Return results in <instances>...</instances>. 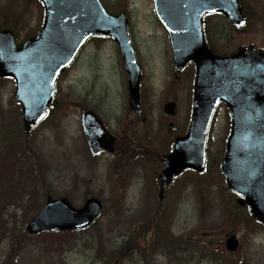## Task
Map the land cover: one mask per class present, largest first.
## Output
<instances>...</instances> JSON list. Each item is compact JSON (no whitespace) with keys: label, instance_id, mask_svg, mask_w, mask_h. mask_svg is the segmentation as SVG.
<instances>
[{"label":"rangeland","instance_id":"374dc122","mask_svg":"<svg viewBox=\"0 0 264 264\" xmlns=\"http://www.w3.org/2000/svg\"><path fill=\"white\" fill-rule=\"evenodd\" d=\"M102 2L110 13L126 12L129 17L135 48L144 69L143 114L135 116L128 109L121 58L116 45L109 39L89 41L75 64L61 76L55 110L48 121L33 131L27 146L21 109L14 102L16 84L13 80H0V141L7 138L18 142L21 150L28 152L34 160L35 171L40 169L44 175L43 182L29 183L27 174L30 172L25 164L17 161L7 164L3 159L4 169L13 170V174L2 179L0 205L1 195L9 185L12 194L20 191L25 196H35L40 209L49 195L54 199L67 197L75 208H81L90 197H96L104 204L103 215L91 229L76 235L43 233L25 238L22 235L16 245L12 232L24 233V227L40 209L28 211L29 220L24 225L25 211L18 205L0 210V233L8 232V237L0 236V264H114L116 260L120 264H142L138 249L164 242L165 235H170L179 244L184 240L195 243L189 248L178 245V249L176 246L178 259L172 258L171 264H264V228L247 224L249 214L245 211L242 223L239 220L237 224L239 252L234 255L224 252L226 236L234 232V220L239 219H233L227 211V208L233 209L230 203H234V198L230 199L225 181L220 178L231 129L226 106L219 107L212 124L206 175L186 173L167 189L165 199L160 201L158 186L128 174L141 169L151 184L155 176L157 181L162 171L160 159L168 153V147L165 148L162 142L170 144L172 141L160 133V146L155 149L154 138L148 140V133L160 124L166 125L169 135L186 130L190 119V71L193 65L188 67L187 73L174 71L169 38L155 14L152 0ZM241 2L249 16L247 28L235 30L221 17L207 19L209 39L220 53L232 54L250 46L264 50V0ZM43 19L44 9L36 0H0V27L12 28L20 44L26 37L38 33ZM149 92H152L151 96ZM75 98L78 101L73 104L66 102ZM165 102L176 103L175 118L164 114ZM86 110H96L102 118L106 115L103 119L118 138L114 155L94 157L90 154L81 124V114ZM147 116L155 120L152 129L144 122ZM18 123L21 130L14 127ZM171 123L173 128H169ZM139 150H153L161 157L152 164L155 169L149 161L136 160L149 155L147 152L138 154ZM137 163L144 169L137 167ZM183 190L187 199L180 196ZM147 207L154 209L149 216L153 222L149 224L143 221L148 217L145 214ZM54 240L61 243L55 244ZM128 243L134 248L124 253ZM48 246L53 249H47ZM206 246L220 248L213 260L210 252L204 251ZM145 253L149 261L169 264L168 256L161 251L150 253L145 250Z\"/></svg>","mask_w":264,"mask_h":264},{"label":"water","instance_id":"95a60500","mask_svg":"<svg viewBox=\"0 0 264 264\" xmlns=\"http://www.w3.org/2000/svg\"><path fill=\"white\" fill-rule=\"evenodd\" d=\"M45 5V24L36 39L21 49L10 32L0 33V77L18 82L16 101L22 104L25 132L29 133L48 113L58 74L68 67L85 42L93 36L111 37L119 46L128 76L131 107L140 112V69L130 41L126 14H108L100 0H40ZM160 21L167 28L175 67L183 70L190 62L197 66L195 103L189 132L178 139L174 153L164 161L162 189L186 169L203 172L210 124L219 103L232 116V132L222 170L229 189L249 207L254 219L264 224V54L243 49L230 58L209 50L204 33L207 14L221 13L237 27L246 19L237 0H153ZM174 105L166 108L174 115ZM85 132L94 155L114 153L115 138L92 113L83 117ZM103 211L91 198L75 209L67 198H48L40 214L26 227L28 234L44 231L69 232L90 227ZM236 236L226 242L234 253ZM118 264V263H116Z\"/></svg>","mask_w":264,"mask_h":264},{"label":"trees","instance_id":"16d2710c","mask_svg":"<svg viewBox=\"0 0 264 264\" xmlns=\"http://www.w3.org/2000/svg\"><path fill=\"white\" fill-rule=\"evenodd\" d=\"M211 44L212 43H210V45ZM3 148H4V152H5L3 158L7 161V164H12V161H17V163L21 162V158L18 157L17 150L15 148H13V147H11V145H7V144L4 145ZM3 170H4V172L7 171V173L11 171V170H5L4 167H3ZM29 172L30 173L27 174V178L30 181L29 183H36V182H43L44 181L43 173H40L39 171H35V169H33V168H31L29 170ZM7 173H2L0 175V185L3 182L2 179L6 178L7 176H10ZM19 185L21 186L22 183H19ZM25 188H26V186H25ZM12 192H13V190L11 189V185L7 186V189L1 195L2 200H1L0 210H3L4 208L9 207L11 205H18L19 208H22L25 211V213L23 215V217H24L23 225H24L29 220V217L27 215L28 211H38L40 209V206L37 204V199L35 196H33V195L25 196V195H23V192H20V191L13 193V194H12ZM227 211L230 213L232 218H235L236 216H238L240 218V215L237 214L235 210H233L231 208H227ZM240 219H242V216ZM12 234L14 236L15 245L19 244L20 236H22V235L24 236V233H22V231H17L16 233L12 232ZM0 236L3 238H6V237H8V232L1 231ZM178 245H181V244H179V243H177V245L174 244L173 248L171 250H167V253L169 254V256L174 258V259H178V256H177L178 254H177V251L175 249L176 246L179 249ZM204 251H209L211 259L212 260L214 259L213 255L216 252V250L207 246L204 248ZM229 264H235V263L230 262Z\"/></svg>","mask_w":264,"mask_h":264},{"label":"flooded vegetation","instance_id":"af4514ba","mask_svg":"<svg viewBox=\"0 0 264 264\" xmlns=\"http://www.w3.org/2000/svg\"><path fill=\"white\" fill-rule=\"evenodd\" d=\"M128 109H130V107H129V102H128ZM149 114H150V110H149ZM148 117V116H147ZM145 118V121L144 122H147V125H149L148 127H149V129H151L152 128V126H153V123H152V121L150 120V118L148 117V118ZM148 135H149V138H148V140H152L153 138H154V136H155V134H154V132L152 131V130H150L149 131V133H148ZM148 153V154H150L151 155V157H152V161H151V164H154L157 160H158V158H161V157H157L156 155H155V152H152V151H144V150H139V154H145V153ZM146 157H148V155H146ZM163 159V158H162ZM162 159H160V160H162ZM154 169H155V167H153ZM167 189H169V188H167ZM167 191V190H166ZM185 190H183L182 192H181V194H180V196H183L185 199H187L188 198V196L185 194Z\"/></svg>","mask_w":264,"mask_h":264}]
</instances>
